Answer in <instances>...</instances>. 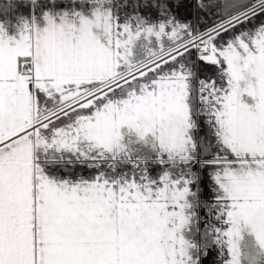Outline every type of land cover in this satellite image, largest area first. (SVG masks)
Masks as SVG:
<instances>
[{
    "label": "snow or ice",
    "instance_id": "6c2138e0",
    "mask_svg": "<svg viewBox=\"0 0 264 264\" xmlns=\"http://www.w3.org/2000/svg\"><path fill=\"white\" fill-rule=\"evenodd\" d=\"M8 3L0 264H264V0Z\"/></svg>",
    "mask_w": 264,
    "mask_h": 264
},
{
    "label": "crops",
    "instance_id": "0c3cea01",
    "mask_svg": "<svg viewBox=\"0 0 264 264\" xmlns=\"http://www.w3.org/2000/svg\"><path fill=\"white\" fill-rule=\"evenodd\" d=\"M219 2H223V0H219ZM12 7L11 4L8 3V0H0V14L6 13L10 8ZM213 18L218 17H208V20L210 21ZM204 75H211V72L203 73ZM210 183L207 175L204 177V186H205V196L207 197V188L206 186Z\"/></svg>",
    "mask_w": 264,
    "mask_h": 264
}]
</instances>
